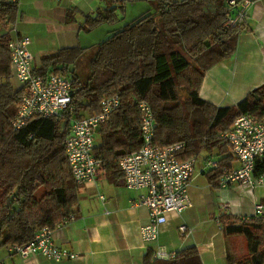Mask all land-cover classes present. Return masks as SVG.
Returning <instances> with one entry per match:
<instances>
[{
	"label": "trees",
	"instance_id": "obj_1",
	"mask_svg": "<svg viewBox=\"0 0 264 264\" xmlns=\"http://www.w3.org/2000/svg\"><path fill=\"white\" fill-rule=\"evenodd\" d=\"M156 13L139 16L102 41L90 63L91 75L81 83L70 69L85 49H61L41 57L35 74L67 76L72 83V113L30 119L14 131L11 122L23 97V89L11 84L7 35H0V248L25 245L43 228L54 230L77 206L75 184L65 156L64 140L70 120L99 111L100 101L117 96L119 108L97 131L95 157L101 170L122 176L118 162L142 144L138 103L151 108L155 129L153 143L161 148L181 144L177 158H197L201 151L228 153L220 135L236 118L249 114L264 118V85L252 90L237 105L215 107L198 95L204 74L230 56L238 35L247 31L242 21L225 28L227 16H235L244 0H154ZM258 1V0H252ZM16 3L0 0V21L12 22ZM123 8L104 10L87 17L80 26L91 30L99 24H115ZM71 21V11L67 14ZM191 60L196 68L191 69ZM186 100L179 97L181 83ZM228 157V156H227ZM226 157V158H227ZM223 158L219 161L222 165ZM218 186L220 169L207 172ZM254 177L264 176V156L255 161ZM226 236H242L248 258L228 264H264V224L253 219L220 216ZM143 264H201L194 248L167 260L150 255Z\"/></svg>",
	"mask_w": 264,
	"mask_h": 264
},
{
	"label": "crops",
	"instance_id": "obj_2",
	"mask_svg": "<svg viewBox=\"0 0 264 264\" xmlns=\"http://www.w3.org/2000/svg\"><path fill=\"white\" fill-rule=\"evenodd\" d=\"M130 2L155 7L154 0H17L12 22L3 26L0 21V35H7L9 40L17 36L30 39L34 70L40 67V59L45 55L61 49H85L70 68L81 82L76 64L80 61L90 64L102 42L86 46L83 34H93V38L99 39V30L122 20ZM122 8L123 14L115 12L119 20L115 24L102 23L87 31L80 27L87 17L95 18L104 10ZM69 11L71 21L67 19ZM244 22L248 30L238 35L233 53L212 66L202 79L198 95L215 107L235 106L252 90L264 85V0L249 6ZM20 88L18 85L15 89ZM226 150L228 153L222 154L216 148L211 152L203 150L205 156L201 160L198 159L201 152L198 154L188 188L192 206L179 214L169 213L155 243L144 244L139 235L140 228L148 222V210L136 202L145 191L127 189L120 173L113 175L101 170L94 182L79 186L77 206L69 215L74 219L53 230L55 244L76 253L75 260L52 262L41 256L22 260L7 254L2 261L6 264H143L144 257L153 258L157 249L175 256L194 248L201 264H228V256L235 260L246 253V240L242 236H226L220 216L240 220L250 216L254 203H264V187L249 193L237 185L225 189L213 186L208 170L204 169L207 159L220 161L228 156L222 162L223 167L229 170L238 167L228 146ZM180 226L189 230L186 236L179 233Z\"/></svg>",
	"mask_w": 264,
	"mask_h": 264
},
{
	"label": "built area",
	"instance_id": "obj_3",
	"mask_svg": "<svg viewBox=\"0 0 264 264\" xmlns=\"http://www.w3.org/2000/svg\"><path fill=\"white\" fill-rule=\"evenodd\" d=\"M252 3V0L240 3L237 14L226 17L224 27L231 28L244 21L246 11ZM229 4L235 5L233 0ZM29 46L30 39L21 36L14 37L7 44L11 75L23 89L21 103L11 122L14 131L20 130L30 119L56 117L73 111L71 80L62 74H35L34 57ZM119 106L120 99L117 96L105 97L100 101L97 113L70 120L64 151L76 185L83 186L94 182L101 171L102 163L94 153L96 134ZM138 109L141 147L121 158L118 168L127 189L145 191L136 202V205L148 210V222L140 228L139 235L144 244H151L157 241L159 229L166 223L169 213L179 214L192 206L188 188L194 176L196 158L178 160L176 154L181 144L167 148L155 145L153 137L156 124L152 110L145 101L138 103ZM220 137L228 146L231 156L238 162V167L233 170L226 169L214 158L204 162L205 170L222 171L219 187L225 189L237 185L249 193L257 187H264V176H253L255 161L264 156V118L240 115ZM73 219V216H68L57 227L65 226ZM245 219L264 222V203H254L251 215ZM178 231L182 236L189 233L185 226H180ZM6 251L8 255L22 260L33 256H41L52 262L73 261L77 258L76 253L55 244L53 230L49 228L38 231L27 244L8 246ZM172 257L161 249L153 254V258L158 260Z\"/></svg>",
	"mask_w": 264,
	"mask_h": 264
},
{
	"label": "rangeland",
	"instance_id": "obj_4",
	"mask_svg": "<svg viewBox=\"0 0 264 264\" xmlns=\"http://www.w3.org/2000/svg\"><path fill=\"white\" fill-rule=\"evenodd\" d=\"M141 14H153L154 15L155 14V7L152 4H149V3L148 4L147 3L142 4V3H137V2L128 3V5L126 7V13H125V16L123 17V19L120 20L114 26H107L106 25L103 28H101L99 30V31H101V37L99 39L93 38V34H91V35L83 34L84 35L83 37H86V40L84 41L86 46H92L96 42L104 41L109 36H111L114 32H116L117 30H120L124 25H127V24L133 22ZM108 30L110 32L107 33ZM90 49L88 51H91ZM195 64L196 63H194V61L191 60V67H192L191 69H194V68L197 67V65H195ZM75 69H76V72H77V74H78V76H79V78L81 80V83H85L87 81V79L89 78V76H90V64L89 63H83V62L80 61L78 65L76 64V68ZM11 84H12V86L14 88H16L19 85L14 78L11 79ZM185 88H186V86L182 82L181 83V88L179 89V97L183 101L186 100V97H187V90ZM96 139H97V135H96ZM204 156H205V153L201 152L199 157H198V159L201 160L202 157H204ZM262 249H264V247H262ZM7 254L8 253L6 251V248H4V247L0 248V261H2L3 260L2 257L4 255H7ZM247 258H248V256H247V244H246V253L241 255V256H239L236 259V262L246 260ZM1 263L2 264H6V262L4 263L3 261Z\"/></svg>",
	"mask_w": 264,
	"mask_h": 264
}]
</instances>
